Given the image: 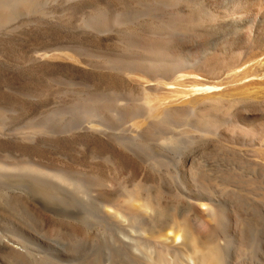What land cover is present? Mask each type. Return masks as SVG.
I'll return each mask as SVG.
<instances>
[{"label": "bare ground", "instance_id": "1", "mask_svg": "<svg viewBox=\"0 0 264 264\" xmlns=\"http://www.w3.org/2000/svg\"><path fill=\"white\" fill-rule=\"evenodd\" d=\"M27 27L85 43L33 64L97 78L64 83L37 134L142 176L94 153L113 177L0 162V264H264V0H0V34Z\"/></svg>", "mask_w": 264, "mask_h": 264}, {"label": "rangeland", "instance_id": "2", "mask_svg": "<svg viewBox=\"0 0 264 264\" xmlns=\"http://www.w3.org/2000/svg\"><path fill=\"white\" fill-rule=\"evenodd\" d=\"M82 43L85 45L73 33L63 29L27 27L0 34V114L5 117L2 121L3 127L0 126V129L6 133V136L0 137V162L21 165L22 162L29 160L51 170L93 173L110 179L113 174L111 171L108 172L109 167L105 163L102 164V161L99 163L89 157L93 153L101 157L111 155L122 162V170L120 175L117 174V178L131 176L130 178L136 181L142 176L139 167L110 144L104 146L100 140L85 136L71 139L67 135L37 134V126L42 117L52 115L53 110L60 107L61 103H65L66 100L62 97L66 91L64 83L92 84L97 78L83 65L73 67L63 61L35 65L32 58L40 53ZM67 102L70 103L71 100L68 99ZM34 130L37 144L20 140L21 133L32 134ZM30 208L41 215L34 206L30 205ZM44 223L48 230L56 227L67 229L61 225L56 226L58 223L47 217H44ZM1 251L5 252L4 249Z\"/></svg>", "mask_w": 264, "mask_h": 264}]
</instances>
